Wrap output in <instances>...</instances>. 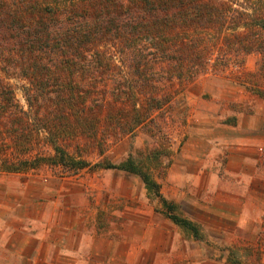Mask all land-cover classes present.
Returning a JSON list of instances; mask_svg holds the SVG:
<instances>
[{
  "label": "trees",
  "instance_id": "trees-1",
  "mask_svg": "<svg viewBox=\"0 0 264 264\" xmlns=\"http://www.w3.org/2000/svg\"><path fill=\"white\" fill-rule=\"evenodd\" d=\"M253 52V80L238 81L264 98V0H0V72L27 81L24 108L0 74V173L41 165L75 172L88 163L69 153L71 141H90L101 156L138 128L155 140L145 156L159 167L170 153L163 125L176 96L202 72L241 70ZM43 143L49 151H39ZM141 154L94 165L138 176L163 214L199 238Z\"/></svg>",
  "mask_w": 264,
  "mask_h": 264
},
{
  "label": "rangeland",
  "instance_id": "rangeland-1",
  "mask_svg": "<svg viewBox=\"0 0 264 264\" xmlns=\"http://www.w3.org/2000/svg\"><path fill=\"white\" fill-rule=\"evenodd\" d=\"M8 33L11 39V30ZM259 64L260 55L250 53L241 70H207L176 96L163 125L170 153L160 157L159 167L145 156L155 140L138 128L112 139L101 156L92 142L71 141L66 147L69 153L81 155L88 163L75 172L41 165L26 172L0 173V264H34L35 260L42 264V259L57 257L55 229H63L66 234L62 237L69 239L59 241L63 256L69 251L75 260L107 257L114 258L107 264H147V229L184 228L173 226L165 217L159 199L138 176L94 165L103 158L117 163L129 153L137 158L142 153L139 159L159 183L161 194L174 203L175 213L197 226L199 238L192 237L198 241L196 251L202 250L200 264H264V244L259 246L264 213V145L262 149L252 148L257 158L253 167L238 170L232 134L221 131L212 136L195 129L202 127L198 123H204L209 114L216 117L217 124L232 126L236 113H253L258 103H262L258 111L264 117V98L250 93L240 82L252 81L246 73L257 71ZM0 74L12 86L18 103L26 108V79L13 73ZM189 138L192 141L188 142ZM186 145L197 151L196 159L185 158L192 165L202 166L201 175L193 177V171L185 170L186 182L175 190L166 173ZM49 149L44 143L39 147L40 152ZM179 189L182 202L175 204L168 196ZM193 191L198 204L191 200L196 197ZM111 239L122 243L110 244ZM193 247L188 243L186 258L174 264L190 262Z\"/></svg>",
  "mask_w": 264,
  "mask_h": 264
},
{
  "label": "crops",
  "instance_id": "crops-1",
  "mask_svg": "<svg viewBox=\"0 0 264 264\" xmlns=\"http://www.w3.org/2000/svg\"><path fill=\"white\" fill-rule=\"evenodd\" d=\"M262 103H258L254 105V112L246 115H242L240 113L235 114L236 123L232 126H225V125H219L216 123V117L209 114L208 118L203 120L204 123L201 121L198 123V125L202 127H196L195 129L200 130L202 129L203 132L208 133L212 136L218 135L221 131L228 132L232 134V141H234V145L232 147H235V155H237V161H238V170L240 168H243L245 166H254L256 163V155H253V149L255 150V147L259 146V149H262L261 147L264 145V117L259 113L258 106ZM195 125V124H192ZM191 126V125H190ZM227 127V128H226ZM209 136V140L212 142L211 137ZM190 137H193L190 135ZM194 139V138H193ZM192 141L191 138L188 139V142ZM253 148V149H252ZM237 151L239 153H237ZM257 151V149H256ZM256 154V153H255ZM185 156L193 157L196 159L197 157V151L195 149L191 150L189 147H183L181 154H179V159H172L170 166L168 167L167 173H166V180L171 184L174 185V189L180 188V186L184 185L186 182V173H184L185 170L193 171V174L191 176H200L199 170L202 169V166L200 164L198 165H192L190 162L187 161ZM177 158V157H176ZM193 184L195 182L193 181ZM174 190V191H175ZM171 192L170 200H173L175 204H179L181 201L180 192L182 190H178L179 192L174 193ZM193 193L196 196V191H193ZM191 200L194 203L198 204V198L192 197ZM166 217V216H165ZM167 218V217H166ZM168 219V218H167ZM191 220H195L194 218L190 217ZM169 220V219H168ZM173 226H176L177 228H180L178 225L174 224L172 221H170ZM56 230V240H54V247L56 251H58V256L54 257L52 259H42L40 260L42 264H107L108 261L112 260L107 257L100 258H94L95 260H86L84 258L74 259L73 257L70 258L69 251L67 252V256H63L65 253H61V247L60 242L62 239L66 242L69 241V239L64 236L65 231L62 229H55ZM69 230V229H68ZM71 230V229H70ZM189 232L185 229H147L146 234V244L147 248L149 249V255L148 259H146L147 264H174L179 260L185 259L187 252V244L191 243L194 245L193 248L190 249V255L192 256V260L190 262H185L186 264H200L199 259L202 258V255L200 253V250L196 251V245H198V241L195 240L192 237V234H188ZM57 234L61 235V237H57ZM60 238V239H59ZM107 240V238H105ZM122 243L121 240H110V244H118ZM199 246V245H198ZM198 249V248H197ZM59 252L61 254H59ZM202 252V250H201ZM30 258L27 259V262ZM206 261V260H205ZM204 261V262H205ZM223 261V260H222ZM37 261H34V264ZM114 262V261H113ZM203 262V263H204ZM28 264V263H27ZM178 264H184V262H178ZM204 264H211L210 262L204 263Z\"/></svg>",
  "mask_w": 264,
  "mask_h": 264
}]
</instances>
